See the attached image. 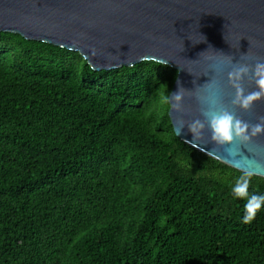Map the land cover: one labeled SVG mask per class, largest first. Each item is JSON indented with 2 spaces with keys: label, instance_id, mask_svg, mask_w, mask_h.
Listing matches in <instances>:
<instances>
[{
  "label": "trees",
  "instance_id": "obj_1",
  "mask_svg": "<svg viewBox=\"0 0 264 264\" xmlns=\"http://www.w3.org/2000/svg\"><path fill=\"white\" fill-rule=\"evenodd\" d=\"M177 75L0 31V264H264V211L242 223L231 194L242 171L174 131Z\"/></svg>",
  "mask_w": 264,
  "mask_h": 264
},
{
  "label": "water",
  "instance_id": "obj_2",
  "mask_svg": "<svg viewBox=\"0 0 264 264\" xmlns=\"http://www.w3.org/2000/svg\"><path fill=\"white\" fill-rule=\"evenodd\" d=\"M0 31L77 51L97 71L130 67L145 55L175 68L170 94L178 84L185 88L182 111L169 109L174 131L185 125L176 135L237 170L264 177V136L223 148L212 144L207 127L193 141L186 126L204 120L198 97L206 94L209 79L219 84L218 107L250 124L264 118V99L248 111L231 103L235 89L227 79L233 67L264 62V0H0ZM225 56L235 64H220ZM213 66L222 71L210 72ZM242 86L245 94L255 90L250 78ZM229 150L241 151L240 167Z\"/></svg>",
  "mask_w": 264,
  "mask_h": 264
},
{
  "label": "clouds",
  "instance_id": "obj_3",
  "mask_svg": "<svg viewBox=\"0 0 264 264\" xmlns=\"http://www.w3.org/2000/svg\"><path fill=\"white\" fill-rule=\"evenodd\" d=\"M153 59L148 55L140 57L142 62H146ZM215 59V58H212ZM220 64H235L233 58L225 56ZM222 71L219 66H213L210 72L217 73ZM245 78H250L255 85V90L245 94V90L242 86V81ZM227 79L231 86L235 89V95L231 103L238 106L244 111H248L252 108L254 102L264 99V62L257 59L254 65L241 64L238 67H233L231 71L227 73ZM206 94L198 97L201 103L205 106L202 111L204 120L196 119L187 124V129L191 133L193 141H198L202 138L205 128L210 132L211 142L213 145L223 148L234 145L237 141L240 145L250 144L254 138L264 136V118H261L257 123L250 124L247 121L240 119L232 111L227 108L218 107L221 103L219 96V84L212 79L207 82ZM184 90L182 86H179L176 92L166 95L164 102L169 105L170 111L180 112L183 108ZM206 121V123H205ZM185 125L180 124L179 130L175 129L176 134L180 135ZM210 156H214L215 153L209 151L207 153ZM229 158L235 166L240 167L241 151L233 152L229 150L227 152ZM241 157V159H237ZM251 163V162H250ZM261 165L257 164V169H261ZM254 173L252 171H243L239 176L235 178V182L231 185V194L234 199L244 200L243 215L241 222L244 224L251 223L258 213L264 211V193L249 192V186L251 184Z\"/></svg>",
  "mask_w": 264,
  "mask_h": 264
}]
</instances>
